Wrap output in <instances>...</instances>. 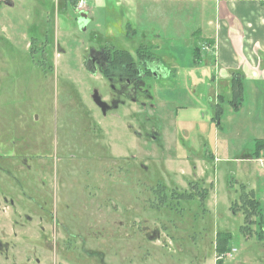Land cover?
<instances>
[{
  "label": "rangeland",
  "instance_id": "rangeland-1",
  "mask_svg": "<svg viewBox=\"0 0 264 264\" xmlns=\"http://www.w3.org/2000/svg\"><path fill=\"white\" fill-rule=\"evenodd\" d=\"M75 1L0 0L2 152L13 151L11 137L17 152L44 157L27 172L20 159L4 155L0 178H63L65 191L50 216L37 207L48 197L5 189L17 206L1 202L0 230L17 246L9 260L0 254V264H35L29 256L40 264H264V152L255 154L264 138V84H246L241 96L237 73L210 80L194 66L205 15L193 3H139L136 32L127 37L120 0H86L89 19L81 27ZM106 45L133 58L146 47L163 72L147 79L152 100L128 102L95 136L86 116L102 115L92 90L103 98L111 91L83 57ZM74 132L81 146L71 149L65 143ZM97 146L110 147V168L97 159ZM142 159L149 172L139 167ZM115 160L129 171L114 168ZM244 191L259 201L249 223ZM220 232L232 239L218 255Z\"/></svg>",
  "mask_w": 264,
  "mask_h": 264
},
{
  "label": "flooded vegetation",
  "instance_id": "flooded-vegetation-1",
  "mask_svg": "<svg viewBox=\"0 0 264 264\" xmlns=\"http://www.w3.org/2000/svg\"><path fill=\"white\" fill-rule=\"evenodd\" d=\"M75 8V11L77 10L75 23H78L81 27L83 26L84 22L89 19V15L87 13L88 9L84 7L82 9H79L77 4H75ZM81 12H85L86 14V19L84 20V22L79 21ZM41 52V55H43L44 52ZM83 60L85 68L92 72L94 75L100 74L101 77L108 82V87L111 91V95L108 98L101 97L103 101L107 102V105L104 104L103 107L106 110L96 104L102 117L95 116L91 112H89V115L86 116V121L91 123V129L94 132L95 136L101 134L102 129L104 130L102 122L103 119L107 118L109 114L116 113L121 107L126 106L128 102L137 103L138 101H141L142 103L146 104L145 100H152L153 97L151 94V85L147 82V79L158 77L163 72L161 63L156 60V57L152 55V53H150V50H148V48L142 46L138 48L136 52V58H133L132 55L126 54L123 49H116L113 45H106L105 47L100 49H90L88 53L84 55ZM92 91L95 90L93 89ZM93 93L94 92H92L91 94L92 99ZM76 120L77 118H75L74 121ZM74 121H69L68 123L73 124ZM137 134L140 137L143 135L141 132H138ZM148 135L151 136L153 141H157V135L146 132V139L148 138ZM74 136H79V133L78 135L77 133L75 134V132L72 133L71 138H67V141L65 143L71 149L81 146V144L78 142V139L76 140ZM3 141L4 140L2 139V136H0V158L5 155L9 158L20 159V164L27 169V172H31L33 170V167L36 166V163L38 162L37 160L44 158L40 153L30 155V153L26 152H23V154L17 152L14 149V147L18 145L17 141L11 137H9L8 141H10L9 144L12 147L13 151L4 154L2 152V146L5 142ZM84 147L88 148L87 145H85ZM97 149L101 151V153L98 154L97 159H99L100 162L104 165L106 164V166H108L107 168H110L112 162L111 157H113L109 152L110 147L97 146ZM91 155H94V152H91ZM70 156V160L75 159V154L73 152H70ZM132 156L135 157L134 155ZM103 158H107L106 161ZM114 163L115 164L113 167L118 168L121 172L123 169L126 172L129 171L125 161L118 163L115 160ZM139 167L141 169H144L146 172L150 171L149 166L145 165L143 159L140 161ZM71 172H73L72 167L69 168V173ZM136 178H142V176L137 174ZM150 178H156V176L150 175ZM74 182L75 180L73 179L72 185ZM59 184L61 185L60 189ZM12 185H16L21 193L26 192L33 198L34 195L42 196L44 198L48 197L43 202V204H36L37 207L40 208V210L45 211L50 216L54 213L58 214V208L57 205L55 206V201L57 202L59 195L63 197V193H65V191H63V178H0V194H2V198H0V204L2 201L5 203L9 202L10 207L15 208L17 206V202H15V199L12 197L9 199L5 194V189ZM36 187H39V190ZM158 192L159 190L154 191L156 199H158ZM47 199H51V201L48 202ZM152 205H154L153 202ZM40 218V221H42V217ZM55 221V225L60 229H63L62 222L58 216L56 217ZM2 234L3 232H1L0 230V254L3 255L7 260H9L15 255L13 250L15 249L17 244L16 242H12L10 240H3ZM77 236H79V234H77ZM44 240H47V237H45ZM56 246H59L60 248L62 244H56ZM82 248V251L85 254H90L89 250H86L85 244ZM27 259L29 261L33 259L35 264H40L41 262V259L35 256H33V258L29 256Z\"/></svg>",
  "mask_w": 264,
  "mask_h": 264
},
{
  "label": "crops",
  "instance_id": "crops-1",
  "mask_svg": "<svg viewBox=\"0 0 264 264\" xmlns=\"http://www.w3.org/2000/svg\"><path fill=\"white\" fill-rule=\"evenodd\" d=\"M145 1L193 3L200 8L205 15V38L200 43L206 48H200V64L194 66H200L207 79H214L215 74V78L225 81L237 73L241 96L246 84H264V0H120L130 28L127 37L136 32L132 26L137 19L134 12Z\"/></svg>",
  "mask_w": 264,
  "mask_h": 264
},
{
  "label": "trees",
  "instance_id": "trees-1",
  "mask_svg": "<svg viewBox=\"0 0 264 264\" xmlns=\"http://www.w3.org/2000/svg\"><path fill=\"white\" fill-rule=\"evenodd\" d=\"M75 4L76 1H75ZM124 52L128 55H131L129 52L125 51ZM200 49L199 47H195L194 48V58H193V63L195 65H199L200 64ZM239 89L236 91L238 95H240L241 93V81H240V86H238ZM237 87V88H238ZM264 152V138H260L256 141V152L255 154L257 156H259L260 152ZM243 198L244 199V203H245V214H246V223H249L250 219H254L252 217H254V215L256 216L259 213V201L255 198L254 194H252V191L250 193H246V191H244L243 194ZM254 222V221H251ZM232 239V234L230 232H220L217 234L216 237V252L220 253L218 255H221V253L226 252L228 250H230L229 247V242ZM221 264V261L218 263Z\"/></svg>",
  "mask_w": 264,
  "mask_h": 264
},
{
  "label": "water",
  "instance_id": "water-1",
  "mask_svg": "<svg viewBox=\"0 0 264 264\" xmlns=\"http://www.w3.org/2000/svg\"><path fill=\"white\" fill-rule=\"evenodd\" d=\"M83 13H84V14H83ZM85 19H86V14H85V12H81V13H80L79 21L84 22ZM93 98H94V101L97 103V105H99L100 107L103 108V107H104V104L107 105V102H105V101H103V100L101 99V96H100V94L98 93L97 90L94 91V93H93ZM103 109L106 110L105 108H103Z\"/></svg>",
  "mask_w": 264,
  "mask_h": 264
},
{
  "label": "built area",
  "instance_id": "built-area-1",
  "mask_svg": "<svg viewBox=\"0 0 264 264\" xmlns=\"http://www.w3.org/2000/svg\"><path fill=\"white\" fill-rule=\"evenodd\" d=\"M77 3H78V8L79 9H82L86 5V1L85 0H80ZM205 48H206V44L204 45L203 49H205Z\"/></svg>",
  "mask_w": 264,
  "mask_h": 264
}]
</instances>
